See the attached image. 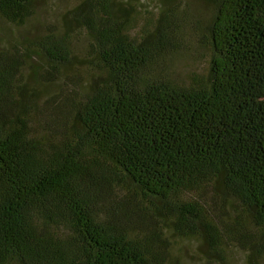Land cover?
<instances>
[{
  "label": "trees",
  "instance_id": "obj_1",
  "mask_svg": "<svg viewBox=\"0 0 264 264\" xmlns=\"http://www.w3.org/2000/svg\"><path fill=\"white\" fill-rule=\"evenodd\" d=\"M34 1L0 15L24 25ZM177 1L134 36L132 7L84 0L61 33L0 47V264H168L170 226L264 256V0H202L189 85L162 73Z\"/></svg>",
  "mask_w": 264,
  "mask_h": 264
},
{
  "label": "rangeland",
  "instance_id": "obj_2",
  "mask_svg": "<svg viewBox=\"0 0 264 264\" xmlns=\"http://www.w3.org/2000/svg\"><path fill=\"white\" fill-rule=\"evenodd\" d=\"M82 1L35 0L29 7L31 16L24 25L11 24L0 15V47L5 46L7 40L23 37L35 40L61 33L65 27V16ZM116 1L133 8L131 16L136 17L132 27L134 36L143 28L153 29L163 10L161 0ZM173 7L176 8L182 37L177 39L174 52L163 64L162 73L178 84L189 85L195 82L196 77L207 74L209 51L205 47L203 33L197 29L209 19L210 9L202 0H178ZM86 36H75L72 48L79 57L88 53L90 42ZM223 209L228 218L229 215L233 218L235 212L229 202L223 204ZM243 223L247 234L254 237L258 231L254 222L245 215ZM169 229L168 249L173 262L168 264H264V256L254 257L252 252L244 251L239 245L218 250L208 239L176 233L173 226Z\"/></svg>",
  "mask_w": 264,
  "mask_h": 264
}]
</instances>
